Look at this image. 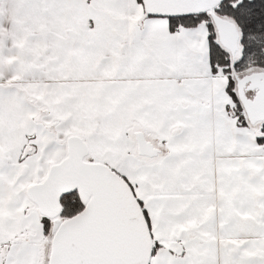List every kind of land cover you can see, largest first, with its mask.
<instances>
[{"label": "snow or ice", "instance_id": "6c2138e0", "mask_svg": "<svg viewBox=\"0 0 264 264\" xmlns=\"http://www.w3.org/2000/svg\"><path fill=\"white\" fill-rule=\"evenodd\" d=\"M0 264H264V0H0Z\"/></svg>", "mask_w": 264, "mask_h": 264}]
</instances>
